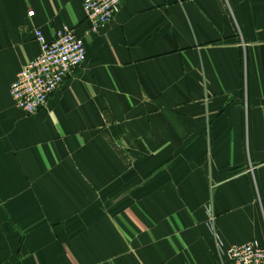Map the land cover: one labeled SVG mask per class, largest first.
Returning <instances> with one entry per match:
<instances>
[{"label":"crops","instance_id":"1","mask_svg":"<svg viewBox=\"0 0 264 264\" xmlns=\"http://www.w3.org/2000/svg\"><path fill=\"white\" fill-rule=\"evenodd\" d=\"M0 0V264H222L264 245V0ZM32 9L33 16L27 11ZM85 59L24 114L34 30Z\"/></svg>","mask_w":264,"mask_h":264},{"label":"built area","instance_id":"2","mask_svg":"<svg viewBox=\"0 0 264 264\" xmlns=\"http://www.w3.org/2000/svg\"><path fill=\"white\" fill-rule=\"evenodd\" d=\"M121 1L83 0V11L92 28L109 22ZM33 13L32 9L27 11L28 16ZM34 33L39 54L23 65L9 86L12 102L24 114H33L44 106L48 96L85 59L84 41L71 28H59L52 40H46L38 29ZM220 254L224 257L222 264H264V245L254 239L221 248Z\"/></svg>","mask_w":264,"mask_h":264}]
</instances>
